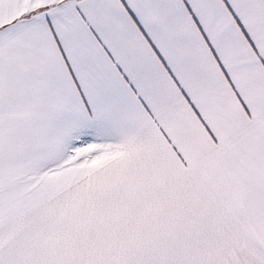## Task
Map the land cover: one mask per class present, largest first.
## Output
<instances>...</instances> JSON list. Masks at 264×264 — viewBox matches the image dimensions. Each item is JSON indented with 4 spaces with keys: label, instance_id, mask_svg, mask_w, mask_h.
Listing matches in <instances>:
<instances>
[{
    "label": "snow or ice",
    "instance_id": "6c2138e0",
    "mask_svg": "<svg viewBox=\"0 0 264 264\" xmlns=\"http://www.w3.org/2000/svg\"><path fill=\"white\" fill-rule=\"evenodd\" d=\"M0 264H264V0H0Z\"/></svg>",
    "mask_w": 264,
    "mask_h": 264
}]
</instances>
